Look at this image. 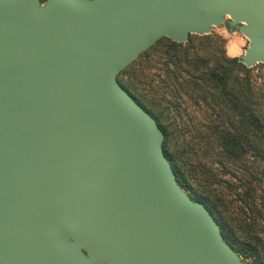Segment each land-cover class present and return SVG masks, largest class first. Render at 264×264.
Instances as JSON below:
<instances>
[{"label":"water","instance_id":"95a60500","mask_svg":"<svg viewBox=\"0 0 264 264\" xmlns=\"http://www.w3.org/2000/svg\"><path fill=\"white\" fill-rule=\"evenodd\" d=\"M223 23L264 63V0H0V264H246L117 81Z\"/></svg>","mask_w":264,"mask_h":264},{"label":"trees","instance_id":"16d2710c","mask_svg":"<svg viewBox=\"0 0 264 264\" xmlns=\"http://www.w3.org/2000/svg\"><path fill=\"white\" fill-rule=\"evenodd\" d=\"M117 81L162 130L181 189L246 264H264V63L247 68L209 34L162 37Z\"/></svg>","mask_w":264,"mask_h":264},{"label":"rangeland","instance_id":"374dc122","mask_svg":"<svg viewBox=\"0 0 264 264\" xmlns=\"http://www.w3.org/2000/svg\"><path fill=\"white\" fill-rule=\"evenodd\" d=\"M209 35L223 40L225 53L229 57L240 58L248 45V40L235 28L228 29L226 23H223L220 27H214ZM152 59L154 60V57ZM152 72H154V69Z\"/></svg>","mask_w":264,"mask_h":264}]
</instances>
